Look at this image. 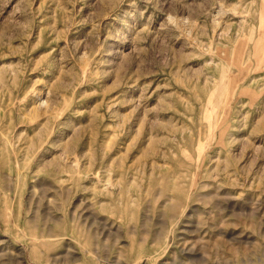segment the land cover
I'll return each instance as SVG.
<instances>
[{
  "label": "rangeland",
  "instance_id": "obj_1",
  "mask_svg": "<svg viewBox=\"0 0 264 264\" xmlns=\"http://www.w3.org/2000/svg\"><path fill=\"white\" fill-rule=\"evenodd\" d=\"M0 264H264V0H0Z\"/></svg>",
  "mask_w": 264,
  "mask_h": 264
},
{
  "label": "bare ground",
  "instance_id": "obj_2",
  "mask_svg": "<svg viewBox=\"0 0 264 264\" xmlns=\"http://www.w3.org/2000/svg\"><path fill=\"white\" fill-rule=\"evenodd\" d=\"M47 93V92H46ZM39 95V94H38ZM45 96V95H44ZM46 97V96H45ZM39 105L42 106V105H45L46 101L44 98H42V96H40L39 98ZM44 99V100H43ZM38 103V102H37ZM45 103V104H44ZM40 128V127H39ZM35 129V127H34ZM37 130V129H36ZM38 131V130H37ZM39 133V132H38ZM41 133V132H40ZM39 133V135H40ZM28 138V136L26 137ZM6 140V139H5ZM6 143V142H5ZM8 145L4 148L3 151L7 150L8 151V164L10 166H13V167H16L17 170L19 171V175L20 177H24V173H23V168L21 167V163H20V159H19V156H20V147H17L16 145L15 146H10V145H13L12 141L10 139H8L7 141ZM8 146H9V150H8ZM29 147V146H28ZM25 148V147H24ZM27 148V147H26ZM29 149V148H28ZM26 150V149H25ZM40 154V151H36L34 156L31 158V162L30 164H32L34 162V160L39 156ZM56 158V157H55ZM56 160V159H55ZM58 160V159H57ZM57 162V161H56ZM57 164V163H56ZM73 164V163H72ZM12 177V176H11ZM9 187V186H8Z\"/></svg>",
  "mask_w": 264,
  "mask_h": 264
}]
</instances>
